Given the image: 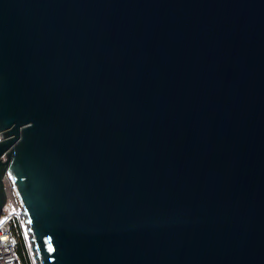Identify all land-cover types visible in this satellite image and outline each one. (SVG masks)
I'll list each match as a JSON object with an SVG mask.
<instances>
[{"label":"water","instance_id":"obj_1","mask_svg":"<svg viewBox=\"0 0 264 264\" xmlns=\"http://www.w3.org/2000/svg\"><path fill=\"white\" fill-rule=\"evenodd\" d=\"M35 264H264V0H0V214Z\"/></svg>","mask_w":264,"mask_h":264},{"label":"built area","instance_id":"obj_2","mask_svg":"<svg viewBox=\"0 0 264 264\" xmlns=\"http://www.w3.org/2000/svg\"><path fill=\"white\" fill-rule=\"evenodd\" d=\"M7 188L8 190H12L9 184H7ZM7 188V203L9 200H11V202L13 203L12 198L9 196ZM14 214L15 213L13 211H6L4 209L0 214V264H21L17 257L14 247V240L9 228V222L11 221Z\"/></svg>","mask_w":264,"mask_h":264},{"label":"trees","instance_id":"obj_3","mask_svg":"<svg viewBox=\"0 0 264 264\" xmlns=\"http://www.w3.org/2000/svg\"><path fill=\"white\" fill-rule=\"evenodd\" d=\"M10 232L14 240V247L17 257L21 264H31L30 257L27 251V246L25 240L22 236L21 227L19 225V220H16L14 216L9 222Z\"/></svg>","mask_w":264,"mask_h":264},{"label":"rangeland","instance_id":"obj_4","mask_svg":"<svg viewBox=\"0 0 264 264\" xmlns=\"http://www.w3.org/2000/svg\"><path fill=\"white\" fill-rule=\"evenodd\" d=\"M10 209L11 211H13L15 214H14V218L16 220H19V225L21 227V231H22V236L25 240V243H26V246H27V251H28V254H29V257H30V261H31V264H35L34 263V259H33V256H32V251L30 249V245H29V242L27 240V234L24 230V223L22 221V217L20 216V213L19 211H17L16 207L14 206V204L11 202V200L8 201V203L6 204V207L4 208V210L6 211H10L8 210Z\"/></svg>","mask_w":264,"mask_h":264},{"label":"bare ground","instance_id":"obj_5","mask_svg":"<svg viewBox=\"0 0 264 264\" xmlns=\"http://www.w3.org/2000/svg\"><path fill=\"white\" fill-rule=\"evenodd\" d=\"M8 182H9L8 179L5 178V186H6V188H7V184H8ZM7 191H8V193H9V196L12 198V201H13V203H14V205H15L17 211H19V207H18V205L16 204V201H15V198H14V195H13L12 190H8V188H7Z\"/></svg>","mask_w":264,"mask_h":264},{"label":"clouds","instance_id":"obj_6","mask_svg":"<svg viewBox=\"0 0 264 264\" xmlns=\"http://www.w3.org/2000/svg\"><path fill=\"white\" fill-rule=\"evenodd\" d=\"M7 203V202H6ZM6 205V204H5ZM5 207V206H4ZM4 207H3V209H4Z\"/></svg>","mask_w":264,"mask_h":264}]
</instances>
